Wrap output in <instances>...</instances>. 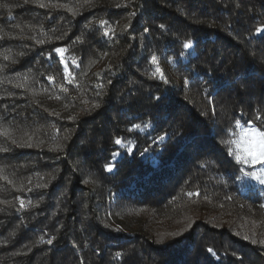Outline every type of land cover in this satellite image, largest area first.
<instances>
[{
  "label": "trees",
  "instance_id": "16d2710c",
  "mask_svg": "<svg viewBox=\"0 0 264 264\" xmlns=\"http://www.w3.org/2000/svg\"><path fill=\"white\" fill-rule=\"evenodd\" d=\"M264 0H0V264H264Z\"/></svg>",
  "mask_w": 264,
  "mask_h": 264
},
{
  "label": "rangeland",
  "instance_id": "374dc122",
  "mask_svg": "<svg viewBox=\"0 0 264 264\" xmlns=\"http://www.w3.org/2000/svg\"><path fill=\"white\" fill-rule=\"evenodd\" d=\"M235 137L238 159L247 166L238 176L243 190L264 186V131L239 123Z\"/></svg>",
  "mask_w": 264,
  "mask_h": 264
}]
</instances>
